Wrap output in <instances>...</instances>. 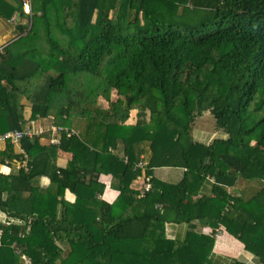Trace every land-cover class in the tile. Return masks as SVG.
<instances>
[{
    "label": "trees",
    "instance_id": "trees-1",
    "mask_svg": "<svg viewBox=\"0 0 264 264\" xmlns=\"http://www.w3.org/2000/svg\"><path fill=\"white\" fill-rule=\"evenodd\" d=\"M1 4L5 17L19 13L11 37L23 34L0 50V132L42 118L77 134L59 145L19 141L32 160L0 199L21 220L0 221L9 237L0 264H14L13 242L31 264H214L212 231L185 218V237L165 234L178 221L176 192L201 191L210 177L242 203L224 211L215 200L209 218L237 219L250 233L246 255L264 264V0H32L31 21ZM205 111L223 134L201 142L190 131ZM51 146L69 164L56 165ZM146 151L152 180L157 167L177 177L139 197L133 164ZM38 174L55 202L70 203V192L90 206L35 214ZM103 174L115 203L96 197Z\"/></svg>",
    "mask_w": 264,
    "mask_h": 264
},
{
    "label": "crops",
    "instance_id": "crops-1",
    "mask_svg": "<svg viewBox=\"0 0 264 264\" xmlns=\"http://www.w3.org/2000/svg\"><path fill=\"white\" fill-rule=\"evenodd\" d=\"M1 3H8L14 9L17 8L22 9V5L19 0H0V16H3L1 13L4 12V10L2 9L3 4ZM13 16L15 17L13 18ZM18 16L19 13L16 11L9 18L6 17V21L10 23L11 22L14 23L13 29H6L4 27L2 18H0V50L6 44L11 42L13 39H15V37L20 35L18 34L15 37H11L15 29V21L17 20ZM27 116H28V110H26L25 112V117L27 118ZM35 120L37 121V123H41L43 125L48 124V122L42 118H38ZM28 121L26 123H28ZM26 123L22 124V126H24ZM213 123L215 124V122ZM22 126L14 127V128H21ZM193 126L190 131L191 135H193ZM14 128L2 130L0 133L12 130ZM219 130L220 129L218 128L216 132L213 126L210 131H205L202 128H197L196 132H194V135L197 139L196 138L194 139L193 137L192 138L194 140H198L201 142H208L215 137V134L219 133ZM222 134L223 133L221 131V135ZM19 141L13 142L10 139H0V180H1L0 199H4L5 196L9 197L12 194L10 190V179H11L10 176H12V174L17 173L18 171L24 170V168L21 167L19 163V159L21 158V149H22L19 147ZM40 141L46 145H50V143L48 142V136H41ZM49 151L56 165L58 164L67 165V164L57 163V160H59L61 157L58 154V152L54 148H52V146L51 148H49ZM26 152H27L28 160L31 162L32 155L27 150ZM142 156L147 159L148 152L146 151L145 154ZM152 171H154L155 176L154 179L151 180L152 182H154V185L157 186V188H159L160 182L169 181L168 178H171V176L176 173V172H165L167 170H165V168H160V167L152 169ZM176 176H174L173 178H175ZM30 180L32 186L36 188V192H37L35 199V207H36L35 214H38L36 212L40 211L46 214L47 216L54 215V217H59L65 211L68 212L69 209H71V211L73 210V212L83 213L85 206L86 205L90 206V200L88 198L84 197V202H80L78 200L76 201V199L74 198V194L70 192H63V197L66 200L70 201V203H66L60 200L55 202L57 198L53 195V192H50L48 177L45 176V174L34 175L32 178H30ZM101 180L105 182L106 187L103 192L97 194L96 196L97 199L103 197L115 203L116 198L119 195V192L117 187L115 188V186H112L113 180L110 177V174L101 175ZM131 185L135 189L136 188L138 189L140 187L139 179L135 178L131 183ZM176 194L179 197V206H178V214H177L178 221L184 220L185 218H189L192 219L193 222L198 223L199 229L203 230L204 232L212 231L213 233L212 237L213 238L215 237V241H214V246L212 248L213 252H211L210 254L211 260L213 259L211 257V255L213 254L214 257L219 258L221 261L226 260L225 257H233L236 260L239 259L246 261V264L258 263L256 257L254 256L248 257L243 249L244 244L246 243L247 239L250 236V233L246 229H244L242 224L237 219L233 217L230 219L226 218L224 219V222L221 221V225H215L212 222V219L209 218L211 211L215 212V214L219 211L216 208L217 205L213 203L215 200H220L221 202L222 201L227 202L224 211H228L227 210L228 207L235 210L240 206V204L242 203V199L238 195L237 189L235 187L219 184L217 182H214L212 177H210L204 182L201 191L197 190L195 193H191L189 191H182V192H176ZM212 197H214L215 199H212ZM94 200L95 199L93 198L91 199L92 201L91 206L95 205ZM4 209L0 206V221L6 219L11 220V222L13 223H18L21 221L19 218H12L11 214L8 211H6V209L5 210ZM222 216L223 214L221 212V217ZM217 228L220 230V233L217 236H215L214 233L216 231L215 229ZM12 257L14 264H22L21 257L15 251H13Z\"/></svg>",
    "mask_w": 264,
    "mask_h": 264
},
{
    "label": "built area",
    "instance_id": "built-area-1",
    "mask_svg": "<svg viewBox=\"0 0 264 264\" xmlns=\"http://www.w3.org/2000/svg\"><path fill=\"white\" fill-rule=\"evenodd\" d=\"M19 1L22 5V10L31 16L33 13L31 0ZM14 17L15 16H13V18ZM49 117L53 118L52 115H49ZM45 133H49L48 142L50 144L59 145L63 138L75 135L77 134V131L65 124H56L54 122H50L46 125H43L41 123H37L34 118H31L28 123H26L21 128H14L12 130L0 133V139H10L13 142H18L21 138H32L35 136L41 137L44 136ZM19 163L20 166L26 171H28L30 168V161L28 160L26 150L21 149V158L19 159ZM147 163V159L142 156L140 160L133 164V170L137 172L136 179H139L140 177V187L138 188L139 197L144 196L146 192L152 190L155 187L150 175L147 173ZM156 206L159 208L161 205L160 203H157ZM215 230L216 231L214 235L217 236L220 233V230L218 228ZM8 238L9 237H6L4 239V231L2 228H0V245L3 244V241L8 240ZM12 245L13 247L15 246L14 251L21 257L22 264H31V258L27 256V254L23 253L14 242Z\"/></svg>",
    "mask_w": 264,
    "mask_h": 264
},
{
    "label": "rangeland",
    "instance_id": "rangeland-1",
    "mask_svg": "<svg viewBox=\"0 0 264 264\" xmlns=\"http://www.w3.org/2000/svg\"><path fill=\"white\" fill-rule=\"evenodd\" d=\"M0 18H2L4 27L6 29H13L14 23H12V22L10 23V22L6 21V17L4 15L0 16ZM30 21H31V18H30ZM212 118H213L212 114L210 112H208V111H205L202 114H200L198 117H196V119L194 121V124H193L194 125L193 126V135H191V136L194 139L196 138L195 135H194V132H196L197 128H202L205 131H210L212 126H213V128L217 132L218 128L213 123L214 121H213ZM45 121H47V120H45ZM218 135H221V131L220 130H219L218 134H215V136H218ZM55 150L58 152V154L61 157L59 160H57V163L69 164V159L71 157L70 154L68 152L62 150L60 147H56ZM174 171H176V169H174ZM176 174L177 173L172 175L171 178H168V180L171 181V180L175 179L177 177ZM174 176H176V177L173 178ZM139 181H140V177H139ZM186 230H187V228H186V221L185 220H179L177 222L166 223V225H165V234L167 236H172L174 238H183V237H185V235L187 233ZM61 246L62 247H66L63 244H61ZM211 257L213 258L212 262L215 263V264H234V262L236 260L233 257H225L226 260L221 261L219 258L214 257L213 254L211 255Z\"/></svg>",
    "mask_w": 264,
    "mask_h": 264
},
{
    "label": "water",
    "instance_id": "water-1",
    "mask_svg": "<svg viewBox=\"0 0 264 264\" xmlns=\"http://www.w3.org/2000/svg\"><path fill=\"white\" fill-rule=\"evenodd\" d=\"M21 35H22V34L18 35L17 37H15V39L18 38V37H20ZM13 40H14V39H13ZM13 40H12V41H13ZM9 43H10V42H9Z\"/></svg>",
    "mask_w": 264,
    "mask_h": 264
},
{
    "label": "clouds",
    "instance_id": "clouds-1",
    "mask_svg": "<svg viewBox=\"0 0 264 264\" xmlns=\"http://www.w3.org/2000/svg\"><path fill=\"white\" fill-rule=\"evenodd\" d=\"M30 16V15H29Z\"/></svg>",
    "mask_w": 264,
    "mask_h": 264
}]
</instances>
